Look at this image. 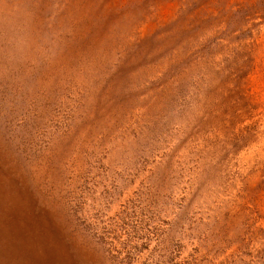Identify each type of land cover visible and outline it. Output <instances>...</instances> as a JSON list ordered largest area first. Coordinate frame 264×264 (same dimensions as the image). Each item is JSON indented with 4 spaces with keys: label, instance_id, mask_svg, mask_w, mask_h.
<instances>
[{
    "label": "rangeland",
    "instance_id": "rangeland-1",
    "mask_svg": "<svg viewBox=\"0 0 264 264\" xmlns=\"http://www.w3.org/2000/svg\"><path fill=\"white\" fill-rule=\"evenodd\" d=\"M0 264H264V0H0Z\"/></svg>",
    "mask_w": 264,
    "mask_h": 264
}]
</instances>
